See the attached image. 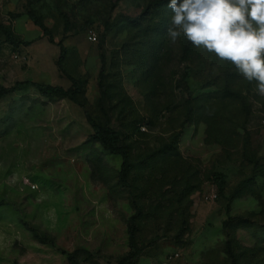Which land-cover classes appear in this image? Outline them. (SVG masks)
I'll return each instance as SVG.
<instances>
[{
    "label": "rangeland",
    "instance_id": "1",
    "mask_svg": "<svg viewBox=\"0 0 264 264\" xmlns=\"http://www.w3.org/2000/svg\"><path fill=\"white\" fill-rule=\"evenodd\" d=\"M169 3L0 0V264H117L134 213L124 264H232L227 240L234 264H264V96L183 34L173 43ZM21 80L79 87L84 107L6 91ZM85 111L119 133L127 185Z\"/></svg>",
    "mask_w": 264,
    "mask_h": 264
},
{
    "label": "clouds",
    "instance_id": "2",
    "mask_svg": "<svg viewBox=\"0 0 264 264\" xmlns=\"http://www.w3.org/2000/svg\"><path fill=\"white\" fill-rule=\"evenodd\" d=\"M166 36L231 62L264 96V0H170Z\"/></svg>",
    "mask_w": 264,
    "mask_h": 264
},
{
    "label": "trees",
    "instance_id": "3",
    "mask_svg": "<svg viewBox=\"0 0 264 264\" xmlns=\"http://www.w3.org/2000/svg\"><path fill=\"white\" fill-rule=\"evenodd\" d=\"M32 20L35 25H37L40 30L42 36H48L49 40L52 43H55L53 34L50 32V30L43 25L40 21L32 17ZM7 34L9 35V32L7 31ZM56 44L59 46V58L57 60L58 68H60L61 60L64 56V48L60 42H56ZM187 77V70L186 74L184 75V79ZM28 86H34L36 87L41 93L43 94H52V95H58L63 98H67L75 103H77L80 107H84L81 102L78 100V94H79V87L76 88H69V89H63L60 86L56 85H48L43 83H37L30 80H21L16 81L13 86L8 88L6 91H13V90H20L24 89ZM85 116L87 122L90 124L92 130H93V139L95 142L99 143V145L106 151H109L112 154H118L122 158V164L119 171V181L123 185H127V159H128V152L123 147L118 145L119 142V133L117 131L111 130L110 128H104L101 125H99L97 122H95L91 116L85 111ZM223 174L221 173H215L214 174V184L216 187L221 190L223 188ZM137 217V213H134L129 216L127 220V229H128V240H129V252L126 256L121 257L118 260L117 264H124L126 261H129L137 256V247L135 244V219ZM223 228L227 229V220L223 222ZM226 234H228V231H226ZM226 249L228 251V254L232 260V264L235 263V257L234 253L231 249V242L229 240L226 241Z\"/></svg>",
    "mask_w": 264,
    "mask_h": 264
},
{
    "label": "crops",
    "instance_id": "4",
    "mask_svg": "<svg viewBox=\"0 0 264 264\" xmlns=\"http://www.w3.org/2000/svg\"><path fill=\"white\" fill-rule=\"evenodd\" d=\"M11 230L9 226H5V224H0V249H4L3 246H6V241L11 237ZM46 251V250H45ZM29 253V252H28ZM40 263H43V261H40Z\"/></svg>",
    "mask_w": 264,
    "mask_h": 264
},
{
    "label": "built area",
    "instance_id": "5",
    "mask_svg": "<svg viewBox=\"0 0 264 264\" xmlns=\"http://www.w3.org/2000/svg\"><path fill=\"white\" fill-rule=\"evenodd\" d=\"M87 38L89 39V40H95L96 39V36H95V34L93 33V32H91V33H89L88 35H87ZM23 182H24V184H27L31 189H35L36 188V185L35 184H33V183H30V181H29V179L28 178H25L24 180H23Z\"/></svg>",
    "mask_w": 264,
    "mask_h": 264
}]
</instances>
